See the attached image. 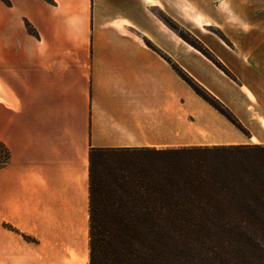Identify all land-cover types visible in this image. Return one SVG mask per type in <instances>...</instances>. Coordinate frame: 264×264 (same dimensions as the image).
<instances>
[{
  "label": "crops",
  "instance_id": "0c3cea01",
  "mask_svg": "<svg viewBox=\"0 0 264 264\" xmlns=\"http://www.w3.org/2000/svg\"><path fill=\"white\" fill-rule=\"evenodd\" d=\"M227 4L264 22V0ZM212 5L0 0V263L23 261L14 234L84 228L92 151L264 145V46L209 48L218 67L166 24L223 21Z\"/></svg>",
  "mask_w": 264,
  "mask_h": 264
},
{
  "label": "trees",
  "instance_id": "16d2710c",
  "mask_svg": "<svg viewBox=\"0 0 264 264\" xmlns=\"http://www.w3.org/2000/svg\"><path fill=\"white\" fill-rule=\"evenodd\" d=\"M109 152L89 155L88 264H264L248 242L264 230V147L135 150L124 170L98 173Z\"/></svg>",
  "mask_w": 264,
  "mask_h": 264
},
{
  "label": "rangeland",
  "instance_id": "374dc122",
  "mask_svg": "<svg viewBox=\"0 0 264 264\" xmlns=\"http://www.w3.org/2000/svg\"><path fill=\"white\" fill-rule=\"evenodd\" d=\"M213 3V13L211 18H219L223 21H206L190 23L188 29L175 28L174 24L166 22L168 27L175 29L177 35L185 45L192 47L200 53H205L212 61L214 57L210 55L209 48L215 46L222 47H245V46H264V22L253 23L234 22L229 23L228 0H209ZM216 3V4H215ZM218 5V6H217ZM220 5V6H219ZM216 6V7H215ZM217 10L219 12H217ZM206 18V17H205ZM216 62V61H215ZM264 88V83L261 86ZM242 146V145H238ZM264 147V145H252L250 147ZM231 146H221L213 148H226ZM191 149V148H187ZM206 149V148H201ZM212 149V148H207ZM144 150V149H141ZM182 150V149H180ZM111 152L101 154L95 159L98 173H102L104 168L114 167L125 169V166L133 164L136 160L134 156L140 157V153L130 150H110ZM138 151V150H137ZM4 156V150L0 147V161ZM106 169V170H107ZM89 205V200H88ZM48 221L58 216H45ZM53 220V221H54ZM78 222H80L78 220ZM78 224V223H77ZM78 224L77 226H79ZM81 226V225H80ZM79 226V227H80ZM89 216L85 221L82 230L70 231H46L36 230L29 233H22L21 236L13 235L14 242H21L23 245V261L10 262L7 264H88L89 262ZM248 242L258 245L259 249L264 250V230H250ZM257 234V236H256ZM260 234V235H259ZM14 247L12 250L14 251ZM195 262H192V264ZM3 264V263H0Z\"/></svg>",
  "mask_w": 264,
  "mask_h": 264
}]
</instances>
